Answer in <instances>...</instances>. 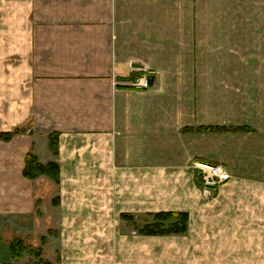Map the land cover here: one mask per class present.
<instances>
[{
	"label": "crops",
	"instance_id": "crops-1",
	"mask_svg": "<svg viewBox=\"0 0 264 264\" xmlns=\"http://www.w3.org/2000/svg\"><path fill=\"white\" fill-rule=\"evenodd\" d=\"M144 77L147 88L132 85ZM0 101L20 104L0 133L45 116L57 134L62 264H134L135 243L152 240L120 215L190 212L196 162L234 177L220 134L200 127L264 135V0H0ZM13 137L0 143V231L38 208L23 177L33 143Z\"/></svg>",
	"mask_w": 264,
	"mask_h": 264
},
{
	"label": "rangeland",
	"instance_id": "rangeland-1",
	"mask_svg": "<svg viewBox=\"0 0 264 264\" xmlns=\"http://www.w3.org/2000/svg\"><path fill=\"white\" fill-rule=\"evenodd\" d=\"M39 25L34 24V27ZM48 25L44 24L42 29L50 30ZM42 46L47 48L46 43ZM41 52L38 56L39 78L50 74V49ZM13 74L14 69L8 73L11 83H14ZM18 105L17 101H0V128L2 124L19 119L15 116ZM217 127L226 130L212 131L206 130L212 127H200L199 132L220 134L215 137L219 149L221 147L218 152L232 163L234 177L219 185L211 198L199 196V201L194 203L190 199L184 200V208L191 213L158 212L185 214V221L177 218L179 216L156 220L157 213L120 215L131 236L152 240L135 243L134 264H264V135L253 133L252 128L233 124ZM7 131L15 136L16 140L13 137L12 142H16V146L22 134L27 138L25 144L29 140L33 143L35 152H29L38 164L43 167L48 163L56 164L54 157L57 154H53L47 145L51 135L50 119L45 116L27 119ZM12 137L0 138V143L11 141ZM31 180H35L32 187L38 197V208L36 213L24 215L21 223L7 216L6 228L0 231V264H62L61 247L53 241L56 237L50 230V220L52 223L54 218L50 205L57 202L54 197L58 194L60 172L58 179L44 172ZM183 187L187 190L186 184ZM29 188V183H24L23 190ZM157 223L164 226L153 229L158 233L149 234L144 229ZM15 240H20L24 248L17 260L9 251Z\"/></svg>",
	"mask_w": 264,
	"mask_h": 264
},
{
	"label": "trees",
	"instance_id": "trees-1",
	"mask_svg": "<svg viewBox=\"0 0 264 264\" xmlns=\"http://www.w3.org/2000/svg\"><path fill=\"white\" fill-rule=\"evenodd\" d=\"M151 81V80H150ZM206 130H212V131H218V130H226L220 127H212V128H206ZM238 130V129H237ZM12 137V133H3L0 134V138H11ZM48 146L50 148V151L53 154H57V134H51L49 136V141H48ZM46 172L47 174H50V176H53L54 178L58 179V166L54 163H48L47 165H45L44 167L41 164H38L36 161L35 156L31 153L28 152L26 154V158H25V165L23 168V175L24 177L28 178V179H34L36 178L38 173H44ZM176 216H179L177 218H180L181 220L186 219V215L185 214H175V213H157L155 214L156 220H160L161 219H168L170 217H174L176 218ZM176 225V224H175ZM164 226L162 224L157 223L156 225H152V226H146L144 229L146 230V232H149V234H155L158 233L159 231H155L153 229H158V228H163ZM161 232V231H160ZM22 250H24L23 246L20 243V240H15L13 242H11L10 246H9V251H10V255L14 260H17L20 258Z\"/></svg>",
	"mask_w": 264,
	"mask_h": 264
},
{
	"label": "built area",
	"instance_id": "built-area-1",
	"mask_svg": "<svg viewBox=\"0 0 264 264\" xmlns=\"http://www.w3.org/2000/svg\"><path fill=\"white\" fill-rule=\"evenodd\" d=\"M148 83V78L144 77L133 82L132 85L135 87L147 88ZM194 167L196 170L198 185L204 198H211L214 190L230 178L228 171L221 164L211 165L196 162L194 163Z\"/></svg>",
	"mask_w": 264,
	"mask_h": 264
}]
</instances>
